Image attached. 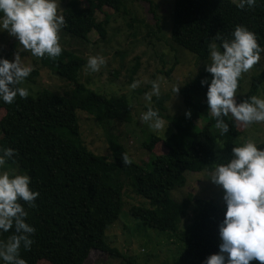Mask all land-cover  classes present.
<instances>
[{
  "label": "trees",
  "instance_id": "16d2710c",
  "mask_svg": "<svg viewBox=\"0 0 264 264\" xmlns=\"http://www.w3.org/2000/svg\"><path fill=\"white\" fill-rule=\"evenodd\" d=\"M81 1L103 12L105 6L118 10L119 0H66L61 12L64 33L84 42H88L91 31L105 38L108 14L104 12V18L97 20L79 10ZM145 1L160 28L156 3ZM238 3L239 0H174L170 41L193 53L198 61L206 60L210 43L219 44L217 37L231 38L234 28L242 25L255 33L258 44L264 47V0H257L255 7L244 10L237 7ZM10 45L16 54L22 53L18 41ZM4 57L12 61L9 52ZM86 64L84 57L64 48L55 59L34 57L26 81L37 83L35 78L42 66L67 83L63 93L57 94L41 84L34 96H17L12 104L0 101V148L15 150L14 157L4 166L20 168L30 176L31 189L39 193L32 207L21 201L28 213L26 222L36 231L30 249L21 247L20 257L26 264H84L91 251H99L116 258L115 264H142L104 239L107 228L119 218L124 207L128 186L148 202L131 205L129 213L141 224L175 235L182 242L183 250L174 264H203L208 256L219 251L218 224L223 220L225 206L198 199L190 221L180 226L190 209L192 195H183L177 201L170 192L184 186L186 172L212 171L216 163L230 158L232 147L240 145L236 142L240 134L237 122L230 115L225 117L229 132L220 136L207 108L206 86L200 84L205 77L198 73L179 88L190 116L183 113L170 117L179 136L167 141L150 133L143 141L142 146L150 151L146 166L131 160L125 146L111 133L106 136L109 156L95 154L81 139L77 111L93 115L106 129L113 121L131 122L132 103L125 92L104 93L88 88V78L82 81ZM137 70L135 62L130 71L135 74ZM263 82L264 62L237 102L256 95ZM239 84L240 79L238 87ZM165 98L153 97L161 110L165 109ZM198 119H205L206 123L199 127ZM161 140L163 151L152 152ZM216 143L222 152L216 151ZM257 145L264 148V142ZM11 234L12 230L0 233V239L6 240Z\"/></svg>",
  "mask_w": 264,
  "mask_h": 264
},
{
  "label": "rangeland",
  "instance_id": "374dc122",
  "mask_svg": "<svg viewBox=\"0 0 264 264\" xmlns=\"http://www.w3.org/2000/svg\"><path fill=\"white\" fill-rule=\"evenodd\" d=\"M152 1L157 5L156 12L160 16V28L155 23L148 1L119 0L118 10L105 6L103 12L92 9L84 1H81L78 6L79 10L90 13L97 20H102L104 14H108L105 38H100L95 31H91L88 35V42H84L64 33L62 29L59 33L61 47L81 55L86 61L90 55L104 57L106 63L101 66L98 72L92 73L88 69L84 70L82 81L88 78L86 82L88 88L104 93L122 94L125 92L132 103V121L129 123L113 121L106 129L93 115L77 111L81 139L95 154L109 156L106 136L109 133L114 134L125 146L129 158L142 164L147 161L150 153L142 146V143L150 133L159 135L167 141L179 136V132L170 122V117L185 113L186 108L179 91L174 94L173 88L177 85L179 89L198 73H202L209 81L211 79V75L205 70L209 57L206 60L198 61L193 53L170 41L174 0ZM233 1L237 2V0ZM65 2L66 0H59L58 14L60 15ZM13 41L17 40L5 31L0 32V55L4 59L6 52L10 53L11 59L16 54L10 45ZM21 50L23 54L19 55L24 63L32 67L34 56L22 48ZM135 62L138 63V70L132 74L130 69ZM263 62L264 53L261 54V60L252 69L242 74L236 99L245 95L250 87L251 78L260 72ZM39 68L40 74L35 78L37 83L25 80L20 86L27 88L33 96L41 84L57 94L63 93L67 83L47 68L42 66ZM154 80L160 84L159 97L166 96L162 101L164 110L158 108L153 99L155 96L152 97L151 105H148L144 99L145 93L151 91V83ZM134 82L137 87L132 89L130 85ZM256 96L264 97V82L259 86ZM149 106L158 109L161 117L168 122L164 133L162 131L153 132L139 121L140 114L146 111ZM196 123L201 127L206 121L198 119ZM237 125L240 130V134L236 138L237 143L241 144L247 140H253L256 144L264 142V122L247 126L237 122ZM216 146V151L222 152L219 143H216ZM162 151L163 141L161 140L155 144L152 152L161 153ZM143 165L146 166V163ZM6 166H3L0 171L22 173L16 165ZM211 172H186L184 186L171 190L170 196L177 201L181 200L183 195L189 193L192 195L190 209L181 219L180 226L190 221L198 199L211 200L220 206L224 205L223 190L220 186L212 183L209 178ZM146 204H148L146 199L136 195L130 187L126 186L124 207L119 218L107 228L104 239L123 254L134 256L142 264H174L183 250L180 239L175 235L158 232L141 224L129 213L128 209L131 205ZM117 261L116 258H110L99 251H91L84 264H115Z\"/></svg>",
  "mask_w": 264,
  "mask_h": 264
},
{
  "label": "clouds",
  "instance_id": "9594fccd",
  "mask_svg": "<svg viewBox=\"0 0 264 264\" xmlns=\"http://www.w3.org/2000/svg\"><path fill=\"white\" fill-rule=\"evenodd\" d=\"M256 4L257 0H239L237 7L252 9ZM58 8L59 0H0V32L6 31L34 57L55 59L62 53L59 33L65 24ZM216 39L219 44H209L205 69L211 79H202L200 84L206 86L207 108L215 119V128L224 136L229 132L224 118L229 115L245 126L264 122V97L253 95L240 102L236 99L239 79L261 60L264 47L258 44L255 33L242 25L234 28L231 38ZM105 63L104 57L90 55L86 66L95 73ZM31 71L19 54L12 61L0 58V101L12 104L17 96L27 98L29 90L20 85ZM136 87L135 82L130 85L132 89ZM178 91L176 85L173 92ZM153 96H160L156 80L144 95L148 105ZM139 121L153 132L164 133L168 124L159 110L150 106L140 114ZM14 155V149L0 148V169ZM124 162H128L127 156ZM209 178L222 188L225 210L218 224L219 251L203 264H264V148L253 140L232 147L230 158L216 163ZM30 183L27 174L0 171V233L12 230L6 240L0 239V264H26L20 249H30L36 229L26 222L28 213L21 201L32 207L39 196Z\"/></svg>",
  "mask_w": 264,
  "mask_h": 264
}]
</instances>
